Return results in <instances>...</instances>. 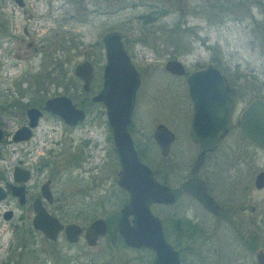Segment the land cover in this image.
Instances as JSON below:
<instances>
[{
  "label": "flooded vegetation",
  "instance_id": "flooded-vegetation-1",
  "mask_svg": "<svg viewBox=\"0 0 264 264\" xmlns=\"http://www.w3.org/2000/svg\"><path fill=\"white\" fill-rule=\"evenodd\" d=\"M9 2L11 5L8 4ZM38 2L41 0H35V7L33 6V8L37 7ZM261 3L260 0L257 2L258 5H262ZM55 8L53 6L54 10ZM51 9L50 0H44L43 12L34 15L27 11L25 0H0V82L10 80L8 74L10 68L14 66L18 68L20 63L28 60L31 55L40 54L43 59L40 67H45V72L42 73L44 76L38 77L40 84H33L35 92L42 91L41 88H44L43 84L46 83L55 87L61 86L62 79L63 92L70 88V76L67 77L70 64L69 40L66 39L65 34L64 39H59L56 43L53 41L57 33L55 30L48 32L49 27L47 26L56 17L52 15ZM58 9H62L60 11L62 14L59 17L62 16L61 20L66 25L69 15H67L63 5H59ZM6 10L11 14L5 13ZM14 12L17 14L14 15ZM20 17L21 20L18 21ZM42 27L48 28V31L42 30ZM25 39L27 41L24 44ZM121 39L125 48L122 36ZM23 44L31 53H26L23 50ZM101 46L104 63L98 90L102 85V72L105 65L102 41ZM129 58L133 64L130 55ZM88 62L91 65L88 90L82 91L81 89L86 95L83 99L85 104L74 102L66 94L50 96L65 95L70 97L75 107L82 110L84 114L83 119L76 124L66 123L56 114L43 109L44 100L50 97L24 102L26 90L19 89L17 96L12 100H7L6 97L0 100V130L2 132L0 139V195H2L0 197V247L4 248L0 252V264H16L23 255L30 252L38 264H156V252L152 247L143 244L131 245L126 242L121 233V227H123L126 232L130 229L131 233L139 236L143 230L146 232V225L151 226V222L146 223L145 220L136 218L133 213H130L126 215V220L123 221L127 227L123 226L125 224H121V211L129 202V193L117 183V172L120 165L115 154L110 127L106 120L105 108L103 104L91 100L92 95L98 90L87 97L93 76V64L91 61ZM133 66L136 69L134 64ZM201 66L204 65L196 66L192 70ZM217 68L219 69V67ZM136 71L139 75L140 85V74L137 69ZM219 72L226 83L234 88L235 103L236 88L220 69ZM54 73H58V80L55 79L56 74L51 77ZM187 73L185 69L183 75L168 74L183 78L186 87L185 77ZM26 76L23 74L19 77L18 82L15 83L17 88L21 87L24 82L28 83L29 86L32 85V81H28ZM79 80L82 84L81 79ZM186 96L188 100L187 111L189 112L187 134L189 140L194 144L195 153L191 154H194V158L176 186L170 185L166 180V176L169 174L167 167L165 168V176L159 180L155 170L142 161L140 151L143 149V143L133 138V134L140 133V129L132 124V108L127 131L134 142L138 157L151 169L154 179L167 186L173 195L171 203H149V213L159 221L162 240L176 253L177 264H264V201L262 197L255 200L249 197L252 191L264 190V183L261 187L255 185L256 174L264 170H259L254 174L251 184L236 181L237 176L235 175H238L237 164L240 163L239 159L235 161L236 164H228L230 161V159L228 160L229 153H224L226 156L218 153L221 142L231 134L233 129H236L240 139L251 148L258 147L239 133L236 121L235 124H232L233 105L229 131L219 138L215 149L205 151L202 154L199 165L192 173V166L201 154V148L189 137L193 110L187 91ZM0 97H2L1 94ZM135 100L136 94L134 104ZM14 103L23 104V107L8 106V104ZM89 104H95L102 108L105 116L102 118V124L105 125L104 129L106 130L103 137L106 148L103 147L105 145L103 141L88 137L80 139V150L73 152L76 142L71 138L67 146L69 154L66 164L75 167L83 158L81 156L83 148L86 149L85 162L88 161V163L94 156L91 151H103L105 153L109 150L115 159L117 170L112 182H98L94 187L82 185L79 189H74L55 178V175L58 174L56 168L57 160H59L56 159L59 156L58 142L44 138L39 139L37 131L40 128V121L46 117L45 115L53 116L55 120L73 131L83 123L87 112L86 106ZM29 108H37L40 111V115L33 126H29L27 115ZM14 112L18 115L16 122H13L12 114ZM9 122L15 126L12 128ZM163 125L172 133L173 141V131L165 124ZM22 127L28 128L27 137L25 134H21L14 141L12 139L13 134ZM152 133L151 140L156 145ZM260 150L264 152L262 149ZM159 154L161 155L160 150ZM167 154L161 156L166 157ZM105 157L107 158V156ZM188 178H194L203 183L206 194L211 197L215 206L211 209L203 207L197 199L183 189L185 180ZM214 179L220 180L221 183L216 184ZM103 187L104 189L107 188V192L103 191V194H99L97 188ZM92 190L96 191L91 192ZM187 190H196V187H190ZM37 210L44 211L47 216L38 214ZM48 217L56 219L60 225L57 230L52 227ZM34 218L37 219L39 225L49 228L52 235L46 236L39 229L33 227ZM95 220L101 221V227L95 229L91 226ZM135 242H140V239H135ZM223 245L224 250L222 249ZM164 262L168 263L167 251H165Z\"/></svg>",
  "mask_w": 264,
  "mask_h": 264
},
{
  "label": "rangeland",
  "instance_id": "rangeland-1",
  "mask_svg": "<svg viewBox=\"0 0 264 264\" xmlns=\"http://www.w3.org/2000/svg\"><path fill=\"white\" fill-rule=\"evenodd\" d=\"M258 1L50 0L52 15L56 17L53 22L47 24L49 31L46 27H42V30L48 32L55 30L57 33L53 38L55 43L59 39H64L65 34L69 40L70 64L67 77L70 76V88L63 92L62 79L61 86L42 83L44 85L42 91L35 92L33 84H40L38 77L44 76L42 73L45 72V67H40L42 55L34 54L20 63L18 68L17 66L10 68L8 72L10 80L0 82L2 96L0 100L3 97L12 100L20 89L26 90L24 102L66 94L74 102L80 103L86 95L81 91V82L73 75L72 70L75 64L83 60L91 61L93 64L90 92L87 95L90 97L101 83V69L104 63L101 37L108 31L116 30L121 34L125 48L140 74L132 124L140 129V133L133 134V138L143 143L141 159L155 170L159 180L165 176L167 167L169 174L166 180L170 185L176 186L194 158V154L191 155L194 152V144L187 134L189 112L185 83L183 78L165 72L163 65L169 58H176L184 64L186 72H189L199 65L217 64L237 90L232 112V124H235L238 113L251 98L259 97L264 100V0H260L262 5H258ZM8 4L11 5L10 2ZM25 5L30 14L35 15L44 10V0L38 2L36 8H33L35 0H25ZM59 5H63L69 15L66 25L61 20L62 16L59 17L62 14L60 12L62 9H58ZM53 6L56 7L55 10ZM153 12L158 14L154 15ZM5 13L11 14L8 10ZM16 14L14 12V15ZM151 17L155 18L151 20ZM26 41L27 39L24 44ZM24 44L23 50L31 53ZM23 74L27 75L28 81H32V85L24 82L17 88L15 83ZM55 79H59L58 73ZM86 111L83 123L73 131L51 115H45L47 119L45 117L40 121V128L37 131L39 139L58 142L59 156L56 158L59 159L56 165L58 174L56 172L55 178L74 189H79L82 185L94 187L98 182H112L117 170L115 159L109 150L105 153L91 151L94 156L88 163L85 162L86 149L83 148L81 152L83 158L76 164L78 167L66 164L69 154L67 146L71 138L76 142L73 152L80 150V139L88 137L103 141L105 144L103 147L106 148L103 139L106 130L102 124V118L105 116L102 108L89 104ZM12 116L13 122H16L18 115L14 112ZM11 122L9 125L13 128L15 124ZM157 123L165 124L174 133V140L166 157L159 154L157 146L151 140L152 130ZM218 153H222V156L229 153L228 164H233L239 159L236 181L251 184L254 174L264 170V152L246 144L240 139L236 129L221 142ZM214 182L218 185L221 183L216 179ZM97 190L99 194L107 192V188L104 187ZM249 197L253 200L262 197L264 201V190L252 191ZM222 249H225L224 245ZM2 250L4 248L0 247V252ZM16 264L38 263L30 252L23 255Z\"/></svg>",
  "mask_w": 264,
  "mask_h": 264
},
{
  "label": "water",
  "instance_id": "water-1",
  "mask_svg": "<svg viewBox=\"0 0 264 264\" xmlns=\"http://www.w3.org/2000/svg\"><path fill=\"white\" fill-rule=\"evenodd\" d=\"M101 41L105 55L102 85L92 95L91 100L103 104L105 108L106 120L120 165L117 172V183L129 193V202L121 211L120 221L121 224H125L123 221L126 220V215L133 213L136 218H141L146 223L151 222V226L146 225V232L143 230L139 236L131 233L129 228L126 232L121 227V233L126 242L131 245L143 244L152 247L156 252V264H166L164 262L165 251H167V264H177L176 253L162 240L159 221L148 210V204L152 202L171 203L173 195L167 186L154 179L151 169L139 159L134 142L127 131L139 86V75L130 61L118 31L106 32ZM163 68L166 72L175 75L185 73L183 64L176 59L166 60ZM73 74L81 79L82 91H87L91 78L90 63L83 61L76 64ZM185 81L193 110L189 137L201 148V154L196 158L191 169L193 173L200 163L202 154L215 149L219 138L230 129L234 88L226 83L219 69L210 63L188 72ZM43 109L56 114L62 121L69 124H76L84 117L83 111L76 108L70 97L65 95L45 99ZM27 115L29 126H33L40 111L37 108H29ZM236 126L242 136L264 151V101L262 98L255 97L248 101L237 117ZM27 131V127L19 128L13 134L12 139L17 140L21 134L27 137ZM1 137L0 130V139ZM152 138L161 155H166L173 139L172 133L163 124H157L154 127ZM263 183L264 171H260L255 176V185L261 187ZM183 187L203 207L211 209L215 206L211 197L206 194L201 181L188 178ZM190 187H196V190H187ZM37 213L46 215L42 210H37ZM48 220L55 230L60 227L56 219L48 217ZM32 223L33 227L46 236L52 235L49 228L38 224L37 219L34 218ZM100 224V220H95L91 226L96 229L101 227ZM123 226L127 227L126 224ZM135 239H140V242H135Z\"/></svg>",
  "mask_w": 264,
  "mask_h": 264
},
{
  "label": "trees",
  "instance_id": "trees-1",
  "mask_svg": "<svg viewBox=\"0 0 264 264\" xmlns=\"http://www.w3.org/2000/svg\"><path fill=\"white\" fill-rule=\"evenodd\" d=\"M153 14L156 15V14H158V12H155V13L153 12ZM154 18H155V17H151L150 19L153 20ZM215 66L218 67L217 64H215ZM81 102H82L83 104H85V103H84L85 101L82 100ZM8 106H11V107L15 106V107L22 108V107H23V104H16V103H14V104H8Z\"/></svg>",
  "mask_w": 264,
  "mask_h": 264
}]
</instances>
